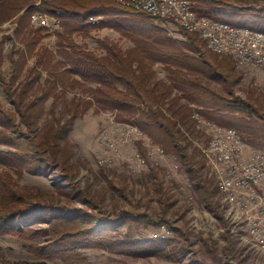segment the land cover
<instances>
[{"label":"trees","instance_id":"16d2710c","mask_svg":"<svg viewBox=\"0 0 264 264\" xmlns=\"http://www.w3.org/2000/svg\"><path fill=\"white\" fill-rule=\"evenodd\" d=\"M192 1L199 15L264 31V5L257 7L259 0ZM54 8L62 11L61 29L54 34L55 49H50L42 43L46 28L33 26L30 14ZM95 16L101 18L94 21L91 18ZM14 17L15 36L22 47L14 46L8 52L9 76L0 72V82L14 105V110H9L0 102V164L10 169L0 173V231L30 239L40 233L32 230L33 224L48 223L53 240L45 247L30 245L35 254L59 258L67 264H90L82 251L86 247L149 255L170 245L163 236L134 237L129 230H121L125 226L129 229L134 222L159 225L160 218L134 210L112 216L76 186L71 172L73 144H62L61 140L93 105L95 111H114L118 122L138 127L165 153L188 164L191 180H201L194 189L210 207L213 186L200 178L185 142L197 124L193 114L233 127L248 143L264 147V106L256 98L248 101L235 95L239 75L233 59L207 51L196 33L175 28L184 35L177 37L158 16L117 0H0V23ZM105 28L117 31L132 45L123 48L102 38L96 40L94 50L76 40V36L89 38L93 31ZM4 42L0 41V66ZM31 58L34 63L28 65ZM157 64L164 67L166 79L154 83ZM44 72L46 76L41 79ZM212 81L220 84V91ZM77 87L85 88L90 98H72L64 106L69 116L63 122L54 118L37 128L46 100L52 98L54 105ZM138 147L144 154L141 142ZM46 166L64 171L70 186L58 185L59 192L68 199L78 194L97 212L68 202L56 205L47 200L45 190L22 191L17 187L14 175L41 174ZM172 252L179 254L177 250Z\"/></svg>","mask_w":264,"mask_h":264},{"label":"rangeland","instance_id":"374dc122","mask_svg":"<svg viewBox=\"0 0 264 264\" xmlns=\"http://www.w3.org/2000/svg\"><path fill=\"white\" fill-rule=\"evenodd\" d=\"M256 5L260 7L264 5V1L259 0ZM16 27V17L0 23V41L5 40L1 49L0 72L7 77L10 73L8 52L14 46L22 47L15 36ZM102 38H109L123 48L132 45L117 31L108 28L93 31L89 38L76 36L78 43H85L94 50H97L96 40ZM55 42L53 32L46 29L43 45L55 49ZM33 63L34 58H31L28 65ZM154 68L153 82L164 81V67L157 64ZM235 69L239 75L234 85L235 95L248 101L252 97L256 98L264 106V95L257 89H262L260 82L263 72L255 68ZM45 76L44 72L41 79ZM210 83L218 91L221 90L218 82ZM74 97L90 98L85 88L77 87L70 89L66 97L54 105L52 98L47 99L44 110L37 119V128L43 127L48 120L54 118L63 122L69 116L65 113L64 106ZM0 102L5 108L14 110L1 82ZM115 116L114 111H95L93 105L74 121L72 129L61 140L62 144L65 141L73 144L71 172L74 182L79 190L86 192L99 203L105 213L112 216L121 214L124 210H134L136 213L148 214L156 220L160 218L159 225L134 222L129 229L125 226L121 230H129L134 237L163 236L170 245L165 244L162 251L149 255L117 254L103 248L86 247L82 251L87 255L90 264H264V247L253 244L242 210L224 202L206 167L205 155L201 150L209 140L206 125L196 124L188 132L185 142L200 178H205L213 186L212 207L194 189L195 184L201 180H191L186 171L188 164L173 154L163 152L138 127L118 122ZM139 142L144 154L138 147ZM250 144L264 149L263 146ZM6 171L10 169L0 164V173ZM64 178L61 168L48 166L41 174L26 172L21 178L14 175V181L22 191L42 189L47 192V200L56 205L63 206L68 202L73 206L97 212L96 209L88 208V203L79 199L78 194L68 199L58 191V185L67 189L70 186ZM33 229L40 233L30 239L0 231V264L19 261L67 264L59 258L38 255L29 249L30 245L49 246L53 240L48 223L37 222L32 225ZM171 248L179 254L173 253Z\"/></svg>","mask_w":264,"mask_h":264},{"label":"built area","instance_id":"2783aa9c","mask_svg":"<svg viewBox=\"0 0 264 264\" xmlns=\"http://www.w3.org/2000/svg\"><path fill=\"white\" fill-rule=\"evenodd\" d=\"M117 1L158 16L178 37L184 38V35L175 28L196 33L204 41L207 51L229 55L237 68L261 70L262 89H257L264 95V31L199 15L192 0ZM61 17L62 11L57 8L34 11L30 14V22L54 35L61 28ZM100 18L91 19L97 21ZM193 116L197 124L207 126L209 140L201 150L219 193L225 203L242 210L253 244L264 247V149L245 141L233 127L212 123L198 113Z\"/></svg>","mask_w":264,"mask_h":264}]
</instances>
